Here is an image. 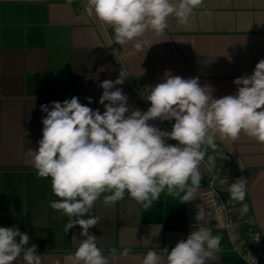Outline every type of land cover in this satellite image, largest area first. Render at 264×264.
<instances>
[{"label": "crops", "instance_id": "crops-1", "mask_svg": "<svg viewBox=\"0 0 264 264\" xmlns=\"http://www.w3.org/2000/svg\"><path fill=\"white\" fill-rule=\"evenodd\" d=\"M86 4L87 0H74L71 6L66 0H0V227L14 226L27 233V246H37L42 264H71L69 255L84 237L79 225L65 233L68 217L49 206L58 199L51 180L38 179L32 166L28 150L38 148L46 116L41 105L76 96L81 104L103 113L100 84L115 81L121 71L128 76L116 87L127 95L130 111L150 107L135 97L133 83L148 81L155 86L168 73L198 77L201 86L215 89L214 98H221L234 94V79L251 75L264 59V0H204L188 25L170 18L163 35L146 33L139 51L134 42L115 44L113 29L89 17ZM205 8L212 15H201ZM149 123L171 131L174 120ZM216 145L207 149V155L216 156L215 166L209 170L206 156L200 165L198 197L192 202L180 203L162 193L145 211L127 193L111 207L101 196L90 213L101 219L89 233L97 237L105 255L116 248L109 264H142L149 250L160 253L165 264L161 250L171 251L194 230L196 203L216 173L227 178V187L220 191L226 199L227 188L239 175L249 179L243 201L249 212L243 224L261 235L264 247V144L242 134L235 142L217 138ZM236 204L240 216L241 203ZM204 227L223 237L218 258L207 264H247L231 250L221 222L207 220ZM125 247L131 248L128 257L119 255ZM15 264L25 261L20 257Z\"/></svg>", "mask_w": 264, "mask_h": 264}, {"label": "clouds", "instance_id": "clouds-1", "mask_svg": "<svg viewBox=\"0 0 264 264\" xmlns=\"http://www.w3.org/2000/svg\"><path fill=\"white\" fill-rule=\"evenodd\" d=\"M73 2L66 0L68 6ZM203 6L204 0H87L84 11L113 29L115 44L134 42L139 51L146 33L163 35L170 18L188 25L195 10ZM201 15L212 12L205 8ZM127 76L121 71L115 81L101 82L103 113L81 104L76 96L41 105L46 113L42 138L38 148L28 152L37 178H50L52 193L58 197L49 206L68 217L65 233L77 225L81 228L84 238L69 255L71 264H109V256L117 255L115 247L105 255L97 237L89 233L101 219L90 215L101 196L111 207L127 193L145 211L162 193L180 203L192 202L198 197L205 157L209 170L215 166L216 156L207 155V149L217 148V138L235 142L243 134L264 144V59L251 75L234 79V94L221 98H214L215 89L201 86L198 77L185 79L168 73L163 82L146 89L144 98L150 107L144 112L130 111L127 95L116 87ZM87 99L91 104L92 98ZM155 120H174L171 131L149 123ZM227 191L232 201L241 203L243 219L249 212L243 203L246 183L237 179ZM211 214L198 206L194 230L171 251L161 250L165 264H207L218 258L223 237L204 227ZM29 240L27 233L14 226L0 227V264H15L20 257L25 264H42L37 246H27ZM130 253L131 248L125 247L119 255ZM142 264H161V254L149 250Z\"/></svg>", "mask_w": 264, "mask_h": 264}, {"label": "built area", "instance_id": "built-area-1", "mask_svg": "<svg viewBox=\"0 0 264 264\" xmlns=\"http://www.w3.org/2000/svg\"><path fill=\"white\" fill-rule=\"evenodd\" d=\"M150 86L149 82L133 83L134 95L147 107L149 102L144 98L146 89ZM249 188L250 181L245 175H239ZM227 178L221 173L213 175L207 183V186L201 191L200 199L196 203L198 206L205 209L206 212H211L208 221H219L225 228L231 250L238 254L247 264H264V247L260 245L261 235L245 227L243 219L238 216L237 204L231 199L223 198L220 194L221 189L227 187ZM252 221L253 217H248ZM247 222V220H246Z\"/></svg>", "mask_w": 264, "mask_h": 264}]
</instances>
